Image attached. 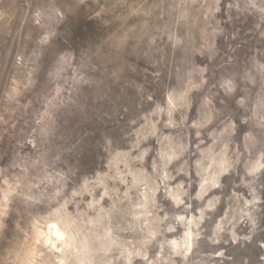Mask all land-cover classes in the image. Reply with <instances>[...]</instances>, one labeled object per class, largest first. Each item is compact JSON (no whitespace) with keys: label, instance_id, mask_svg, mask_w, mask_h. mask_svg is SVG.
I'll list each match as a JSON object with an SVG mask.
<instances>
[{"label":"clouds","instance_id":"9594fccd","mask_svg":"<svg viewBox=\"0 0 264 264\" xmlns=\"http://www.w3.org/2000/svg\"><path fill=\"white\" fill-rule=\"evenodd\" d=\"M25 2L31 10L26 18L38 16L41 30L53 35L49 47L77 56L97 50L122 55L134 83L120 82L114 115L104 113L70 140L62 130L49 137L33 128L31 140L5 134L11 117L0 113V264H216L212 256L224 253L212 246L221 241L237 259L220 264H264V230L257 234L253 224L247 235L232 232L233 221L247 215L244 193L264 191V0H153L167 14L179 13L175 23L183 31L176 41L174 26L156 29L139 54L132 52V34L123 50L113 38L128 32L134 7H152L147 0ZM142 19L137 14V23ZM185 55L206 65L191 106L210 104L211 95L217 116L210 110L201 119L189 114L187 104L159 109L174 135L159 146L151 144L155 132L139 136L133 159L146 181L122 191L111 151L128 146L141 112L157 102L170 104ZM244 69L249 75H241ZM233 71L237 75L226 86ZM225 205L223 227L203 236V228H190L192 213L214 224ZM249 248L256 257L246 254Z\"/></svg>","mask_w":264,"mask_h":264},{"label":"rangeland","instance_id":"374dc122","mask_svg":"<svg viewBox=\"0 0 264 264\" xmlns=\"http://www.w3.org/2000/svg\"><path fill=\"white\" fill-rule=\"evenodd\" d=\"M147 2L152 7L144 8L141 5L131 10L132 23L128 32L113 38L116 48L121 50L127 48L129 34H132L134 41L132 52L139 54L145 39L156 29L164 32L173 26L174 40L178 41L181 38L183 30L175 23L179 13L167 14L164 6L157 8L153 0ZM30 11L25 0H0V113H4L6 119L11 117L5 134L12 133L31 140L32 137L28 133H31L33 128L42 130L49 137L62 130L70 140L72 134L80 127L96 124L98 122L96 118L102 117L104 113L114 115L118 108L117 101L124 89V84L120 82L124 81L126 84L134 81H130L125 72V65L128 62L122 55L97 50L94 54L83 51L77 56L71 50L59 51L54 45L49 47L46 41H51L53 35L41 30L38 16L31 20L26 18L25 13ZM137 14L144 17L139 23H137ZM163 38L168 39L167 36ZM207 51L209 56L215 55L214 50ZM180 64L182 67L178 70L170 104L157 102L148 111L141 112L139 124L132 128V139L129 140L128 146L114 147L111 151L109 163L112 170L124 181V185H120L122 191L125 185H131L135 190V187L146 181V172L140 169L133 159L137 153L132 145L139 136L155 132V136L150 137L151 144L159 146V140L164 136L174 135V129L164 127L167 123L166 115L162 111L158 112L159 109L176 104H187L189 114L197 112L201 119L205 118L210 110L214 118L217 116L219 106L211 95L207 97L211 101L210 104H202L200 109L191 106L193 93L200 91L194 87L199 84V69L205 68L206 65H198L187 55L181 57ZM183 66H186L190 72V80L185 79ZM220 66L222 65H218ZM236 75L237 73L233 71L225 77L226 86H231L229 80L234 79ZM241 75H249L248 70L244 69ZM204 79L206 81L208 79L206 72ZM207 144H211V137L207 140ZM215 151L213 149L208 153L209 160L214 156ZM79 154V151H74L72 155L74 158H79ZM117 183L119 184V181ZM85 187L90 188L87 184ZM244 195L247 215L239 219L238 224L233 221L236 227L232 232L237 235H247L252 225L256 224L258 226L256 231L259 234L264 230V215H261L264 213V191H257L251 197L247 192ZM86 199L90 197L86 196ZM226 214L227 205L221 215L216 217L215 223L209 224L206 217L198 220L199 213H192L188 218L190 228H203L201 236L210 235L217 226H224L221 217ZM189 235L191 236L192 233L189 232ZM212 247L217 252L224 253L223 257L212 256L216 264L226 261L229 256L234 261L237 259V254L224 246L223 241ZM246 254L256 257L257 250L249 248Z\"/></svg>","mask_w":264,"mask_h":264}]
</instances>
